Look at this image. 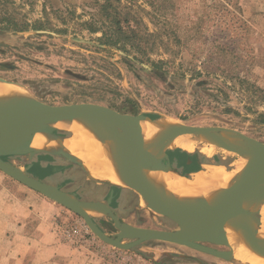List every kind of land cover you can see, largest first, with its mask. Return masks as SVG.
Listing matches in <instances>:
<instances>
[{"label": "rangeland", "instance_id": "1", "mask_svg": "<svg viewBox=\"0 0 264 264\" xmlns=\"http://www.w3.org/2000/svg\"><path fill=\"white\" fill-rule=\"evenodd\" d=\"M164 1L175 37L161 32L150 41V46L155 43L153 51L132 54L136 60H131L120 50L104 49L99 42L101 33L91 34L82 27L90 20L91 0H0V29L5 18L14 15H25L31 27L20 33L0 32V78L27 87L32 98L52 106L102 105L122 114H145L154 121L169 122L164 125L181 122L190 128L232 129L264 144V125L256 122L257 115L264 113V0ZM137 4L152 11L142 0ZM143 15L149 31L154 32L150 16ZM38 22L46 28L32 29ZM63 29L67 33L59 32ZM71 131L63 134L77 137L78 132ZM204 139L196 138L199 147L192 154L180 147L167 150L174 166L184 168L178 163L184 154L187 164L195 158L216 164L217 156L228 171L240 168L241 154L211 148ZM7 162L24 170L32 165V177L76 194L80 201H107L113 191L111 207L125 224L164 231L177 228L168 218L152 214L148 202L136 192L89 182L79 166L61 157L38 154L8 158ZM211 167L200 170L208 173ZM94 220L110 237L119 232L109 217ZM44 231L54 235L60 249L40 260L35 248L28 249V240ZM47 261L247 264L158 241L131 251L117 249L99 239L81 217L0 171V264Z\"/></svg>", "mask_w": 264, "mask_h": 264}, {"label": "water", "instance_id": "2", "mask_svg": "<svg viewBox=\"0 0 264 264\" xmlns=\"http://www.w3.org/2000/svg\"><path fill=\"white\" fill-rule=\"evenodd\" d=\"M4 116L5 128L0 134V171L75 213L85 221L99 239L117 249L131 251L145 243L158 241L188 247L224 261H239L236 258V242L232 236H228L227 228L237 218L244 215V220L256 219L260 224L262 223L261 212L252 209L251 203L264 201V144L251 137L256 147L257 157L251 163L248 177L240 191L207 209L185 207L175 210L160 193L147 183L149 171L161 173L173 169L168 151L154 149L143 134L141 123L154 121L148 115L122 114L109 107L96 104L52 106L30 97L28 100L8 106ZM67 120L86 121L103 127L111 138L132 139V149L127 161L129 186L138 191L153 210L160 213L162 217L173 221L177 228L164 231L125 224L111 207L115 199L113 191L107 201H80L76 194L64 192L61 187L32 177L29 174L32 165L25 167V170L22 171L5 160L10 157L33 158L41 154L32 148L34 136L41 132L54 135L65 133L50 125ZM206 129L232 130L216 127L190 128L183 126L179 134L199 135ZM62 158L79 166L89 180L88 174L83 169L79 159L69 154L63 155ZM103 185L117 187L109 183ZM134 190L132 191L134 192ZM87 203L98 207L104 216L109 217L114 222L115 228L119 231L116 236L110 237L98 227L94 217L84 210V205ZM247 234L254 237L264 247V235H261L258 228L249 230ZM220 235H224V238H218ZM124 240L129 241L123 243ZM209 245L226 247L228 250H217ZM199 263L201 264V262Z\"/></svg>", "mask_w": 264, "mask_h": 264}, {"label": "bare ground", "instance_id": "3", "mask_svg": "<svg viewBox=\"0 0 264 264\" xmlns=\"http://www.w3.org/2000/svg\"><path fill=\"white\" fill-rule=\"evenodd\" d=\"M30 97L31 93L27 87L0 79V134L5 128L4 115L7 107L28 100ZM166 123L154 121L141 123L145 138L156 150L180 147L179 149L192 154L198 151L196 138L205 136L204 140L211 148L220 149L227 154L235 152L241 154L239 169L228 171L224 167H213L210 172L197 174L193 179L186 178L174 168L161 173L149 171L148 185L160 193L173 209L179 210L185 207L207 209L242 189L250 165L257 157L256 147L251 138L236 131L217 129H206L199 135H180L179 131L184 126L183 123L164 125ZM50 126L62 132H72L73 128L78 135L69 138L41 132L33 138V149L54 157L73 155L81 161L90 180L102 185L109 183L132 189L127 180V161L132 149V139L111 138L105 128L80 120H67ZM134 192L139 194L136 190ZM145 201L144 199V203ZM251 208L261 212V224L256 219L244 220V215L231 222L226 232L236 242L238 260L246 261L247 264H264V247L247 234L249 230L258 228L261 235H264V201L251 203ZM148 209L152 214L162 216L151 207ZM84 210L92 217L104 216L101 210L91 203L84 205ZM218 238L223 239L224 235Z\"/></svg>", "mask_w": 264, "mask_h": 264}, {"label": "trees", "instance_id": "4", "mask_svg": "<svg viewBox=\"0 0 264 264\" xmlns=\"http://www.w3.org/2000/svg\"><path fill=\"white\" fill-rule=\"evenodd\" d=\"M90 20L86 21L82 27L91 34L101 33L99 42L105 49L120 50L127 58L136 60L131 57L132 54L147 55V52L153 51L150 46L152 38L160 37L161 32H166L169 36H174L170 21L167 19L168 10L164 0H142L152 11L148 12L143 7L138 6L139 0H91ZM126 1V2H125ZM134 4V5H133ZM44 14L48 16L46 5H44ZM150 16V23L154 26L155 31L150 32L148 25L144 22V16ZM19 16V15H18ZM11 16L5 18L6 24L0 30L10 32H26L30 30V23L25 15ZM66 22V21H65ZM36 31L43 30L45 25L41 22L36 23L32 29ZM172 33H171V32ZM62 34L67 33L65 29L59 31ZM177 42L179 41L176 39ZM150 46V47H149ZM224 48L225 47H221ZM223 50V49H221ZM242 83L248 84L247 80H241ZM258 124L264 125V113L256 117ZM13 158V157H10ZM8 158L5 160L7 161Z\"/></svg>", "mask_w": 264, "mask_h": 264}, {"label": "crops", "instance_id": "5", "mask_svg": "<svg viewBox=\"0 0 264 264\" xmlns=\"http://www.w3.org/2000/svg\"><path fill=\"white\" fill-rule=\"evenodd\" d=\"M225 167V166H223ZM213 168V167H211ZM210 168V169H211ZM226 168V167H225ZM80 169V168H79ZM227 169V168H226ZM81 170V169H80ZM82 171V170H81ZM201 174V173H199ZM197 175V173H194L193 176L195 177ZM186 177V176H185ZM193 177V178H194ZM188 178V177H186ZM192 177L191 178H188V179H193ZM86 180L89 181L86 177ZM91 182V181H89ZM93 183V182H92ZM95 184V183H94ZM97 185V184H96ZM99 186H108V185H99ZM112 187V186H110ZM114 188H120V189H127V188H122V187H114ZM129 190V189H128ZM131 190V189H130ZM136 195V193H134ZM137 196V195H136ZM119 200L120 197H119ZM95 217H102L101 216H95ZM28 243H31L29 246H28V249H31V248H35V252L37 253L36 256L37 258H39L40 260H45V256L46 254L48 255L49 257V253L53 250V254L51 256H54L55 252H58V250L60 249V246H55V244L57 243L56 240H55V237L53 234H51L50 232H47V231H44L43 232V235L38 233V235L36 236V238L34 239H29L28 240ZM56 251H55V250ZM50 256V257H51ZM41 263V262H40ZM47 264H51L47 261ZM53 264H57V263H53ZM72 264H80L78 263L77 261H74L72 262Z\"/></svg>", "mask_w": 264, "mask_h": 264}, {"label": "flooded vegetation", "instance_id": "6", "mask_svg": "<svg viewBox=\"0 0 264 264\" xmlns=\"http://www.w3.org/2000/svg\"><path fill=\"white\" fill-rule=\"evenodd\" d=\"M0 32H4V31L3 30H0ZM154 71H157V70H154ZM154 122H157V121H154ZM56 134L57 135H62L63 137H68L67 135H64L62 133H56ZM169 156H170V160H171L172 167L174 169L178 170L181 174H183L184 176H186L188 178H191L190 176H192L194 173H197V174H199V173H206V170L205 171H201L200 170L201 168H205L206 165H212L213 167H223V166H226V165H224L222 163H219V162H222V161H220L219 160V157H217V156L214 157L215 158V161H217L216 164H211L210 161H212V160L209 161V160L200 159V158H198V159L197 158L190 159V164H187V159L184 161V154H182L181 156H179L178 163L181 164V166L184 167V168L183 169L182 168L179 169L178 167L174 166V159H173V157L170 154H169ZM183 162H184L185 165H183ZM189 165H191V166H189ZM188 166L190 168H197V170L190 172L191 170H188V169H190V168H188ZM229 171H232V170H229Z\"/></svg>", "mask_w": 264, "mask_h": 264}]
</instances>
